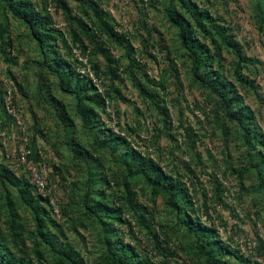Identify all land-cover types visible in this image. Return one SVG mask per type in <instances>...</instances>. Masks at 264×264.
I'll use <instances>...</instances> for the list:
<instances>
[{"label":"rangeland","instance_id":"rangeland-1","mask_svg":"<svg viewBox=\"0 0 264 264\" xmlns=\"http://www.w3.org/2000/svg\"><path fill=\"white\" fill-rule=\"evenodd\" d=\"M14 1L0 0V99L13 91L60 216L28 192L0 137L4 251L33 264H264L260 0H189L241 55L222 51L197 73L170 23L182 16L178 0H25L49 23L41 45L28 18L12 13ZM57 57L102 96L89 127L67 92L75 86L51 71ZM63 108L70 123L60 119ZM155 169L173 191L150 187L145 173Z\"/></svg>","mask_w":264,"mask_h":264},{"label":"trees","instance_id":"trees-1","mask_svg":"<svg viewBox=\"0 0 264 264\" xmlns=\"http://www.w3.org/2000/svg\"><path fill=\"white\" fill-rule=\"evenodd\" d=\"M178 1L180 2L181 6L184 7L182 16L177 14L175 16H171L170 23L178 29L181 46L186 51V54L189 60L191 61L195 73H197V71L203 67L210 66L213 63V59L215 57H220L222 51L230 53L232 52L234 55H236L238 59H241L240 49L237 47L236 43H234L232 37L227 34V31L223 26L219 25L213 17L208 15L207 11L198 9L197 7L192 5L189 0ZM13 4L14 8L12 13L18 19L27 20L28 18L29 23L27 24L32 25V35L34 36V39L37 41V43L41 45L43 41L48 42L51 30L49 29V23H46V18L38 15L37 13H33L30 4L25 0H15ZM259 4L261 11L260 16L264 23V0H260ZM35 27L39 29L37 33H35L34 31L36 29ZM100 29L104 31L105 35L108 38L110 37L112 40H117V36L113 32L112 27H110L106 22L100 21ZM197 34L203 39V41L197 38ZM3 36L4 30L0 29V39H3ZM71 38L74 44H79V39L76 33L72 34ZM62 41V45L66 48V54L69 55V53H71L70 45L68 46L66 41H64L63 39ZM55 65L56 67H51V71L54 76L59 80V83L64 84L63 82L68 81L66 83H69L70 86H75L72 91L67 92L73 94L74 96V110L75 113L80 117L83 126L89 127L93 122V118L95 117V108H99L100 104L102 103V96L96 93L95 88L91 85V83H89L90 81L85 79L79 72H76L75 66L72 65L68 61V59L66 60L62 59L61 57H57L55 58ZM218 82L219 83L217 84H220L224 88L225 85L221 84L220 81ZM211 88L213 89L212 86ZM7 90L10 91L11 103L16 109V112L19 116V110L15 103L16 98L13 94V91L11 89H4L0 99V130L5 132L6 143L8 141L7 139L11 138L10 135L12 131H15L17 136H19V131L15 124L14 118L7 114L4 108V101L6 98ZM19 91L22 94L21 89H19ZM227 92L228 90L226 91V93ZM220 96L224 98V95ZM61 115V120H68V122L70 123L71 119L68 116L67 109L63 108ZM28 139L31 155L33 159L37 160L38 155L36 151L38 149L35 147V144H30L29 136ZM94 142L98 144L97 139H94ZM85 151H78L79 156L85 158ZM137 158L142 166H146L147 160L144 159V157L138 156ZM11 161L16 164L14 160ZM18 168L20 169L23 175V184L25 185V188L28 190V192L33 193V195L37 196L40 200H42V198L36 194L34 188L29 183L27 172L24 171L21 166H18ZM145 179L150 185V187H152V189L158 192L161 190H166L168 187L171 191H173L172 185L168 183V180H166L165 182L166 178L158 169L154 170L153 176L145 173ZM42 201L49 208L50 216L54 217L51 213V208L49 207L46 199H43ZM97 204L99 208L102 207L99 202H97ZM104 209L107 210V207L105 205ZM202 232L204 236H208L210 233L207 230H202ZM2 246V240H0V264H33L29 259H26L22 256H15L11 253L5 252Z\"/></svg>","mask_w":264,"mask_h":264},{"label":"built area","instance_id":"built-area-1","mask_svg":"<svg viewBox=\"0 0 264 264\" xmlns=\"http://www.w3.org/2000/svg\"><path fill=\"white\" fill-rule=\"evenodd\" d=\"M4 108L12 118L15 120V124L19 131L18 141L12 151H7V143L5 132L0 130L1 144L4 147V156L9 160H14L18 166H21L24 171L27 172L29 183L34 188L36 194L43 199H46L51 213L54 218L60 216V206L52 195V189L45 182V165L42 162V156L40 149H38V159H33L31 150L29 148V139L27 135L26 126L23 121L19 118L16 109L11 103L10 91L7 90L6 98L4 101Z\"/></svg>","mask_w":264,"mask_h":264},{"label":"crops","instance_id":"crops-1","mask_svg":"<svg viewBox=\"0 0 264 264\" xmlns=\"http://www.w3.org/2000/svg\"><path fill=\"white\" fill-rule=\"evenodd\" d=\"M20 112V111H19ZM19 116L21 117V115L19 114ZM22 118V117H21ZM25 124V126H26V128H27V131L29 130V128L27 127V125H26V123H24ZM11 138H10V140L13 142V144L14 145H16V143H17V141H18V136H17V134H16V132L15 131H12V133H11ZM7 147H8V144H7ZM14 148V147H13ZM12 148V149H13Z\"/></svg>","mask_w":264,"mask_h":264}]
</instances>
